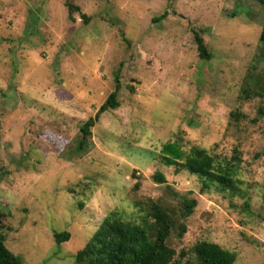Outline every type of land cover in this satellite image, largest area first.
<instances>
[{
	"label": "rangeland",
	"instance_id": "1",
	"mask_svg": "<svg viewBox=\"0 0 264 264\" xmlns=\"http://www.w3.org/2000/svg\"><path fill=\"white\" fill-rule=\"evenodd\" d=\"M66 2L79 7L72 18ZM263 12L253 0H0L6 247L24 264H76L105 216L141 223L157 202L186 225L169 237L176 257L185 252L171 264H196L201 240L234 252V264H264ZM115 75L118 106L100 113L80 151L79 128ZM168 141L221 161L238 154L234 190L162 164ZM186 198L196 205L181 219Z\"/></svg>",
	"mask_w": 264,
	"mask_h": 264
},
{
	"label": "trees",
	"instance_id": "2",
	"mask_svg": "<svg viewBox=\"0 0 264 264\" xmlns=\"http://www.w3.org/2000/svg\"><path fill=\"white\" fill-rule=\"evenodd\" d=\"M260 4L264 11V0H253ZM68 16L79 7L66 2ZM264 13V12H263ZM83 20H87L82 14ZM198 56L208 60L211 57L200 34L194 35ZM259 41L264 45V19L259 35ZM264 78V75H263ZM114 90L99 106L93 116L87 118L80 126V140L77 149L82 151L91 135V127L99 118L100 113L108 108L118 106L117 96L120 89L118 79ZM259 85L261 78L256 79ZM248 87L250 85L248 84ZM262 89V86L259 88ZM248 90V89H245ZM161 163L166 166H175L177 169L187 170L197 175L202 181L203 188L210 185L218 189L234 190V178L240 161L238 154H233L228 161H221L207 152L205 148L192 146L188 151L181 149L176 141L162 144L160 149ZM154 181L165 183V175L160 170L152 174ZM195 199H184L180 211V218L185 219L193 211ZM1 217V213H0ZM174 232L178 238L186 232L183 221H177L169 209L157 202H151L145 211L141 223L122 219L114 214L105 216L89 241L75 254L76 264H171L180 261L185 252L181 251L176 257L175 249L169 244V237ZM69 232L54 231L53 237L57 243L68 240ZM190 252L196 264H234L236 255L219 244L201 240L196 242ZM0 264H24L21 257L14 254L5 245V238L0 225Z\"/></svg>",
	"mask_w": 264,
	"mask_h": 264
}]
</instances>
